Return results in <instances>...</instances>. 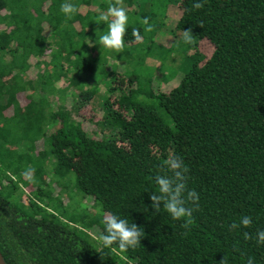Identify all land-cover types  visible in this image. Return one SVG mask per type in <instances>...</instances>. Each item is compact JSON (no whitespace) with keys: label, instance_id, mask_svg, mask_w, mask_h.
Masks as SVG:
<instances>
[{"label":"trees","instance_id":"obj_1","mask_svg":"<svg viewBox=\"0 0 264 264\" xmlns=\"http://www.w3.org/2000/svg\"><path fill=\"white\" fill-rule=\"evenodd\" d=\"M64 2L0 0L5 263L220 264L224 257L227 264H264V246L255 242L264 230V0H204L200 9L194 0H176L172 36L190 31L185 43L193 51L168 92L108 63L112 53L127 68L139 45L133 31L144 40L159 30L146 36L129 21L124 47L106 49L100 37L107 25L94 17L117 0H69L78 9L71 19L60 11ZM133 3L120 0L127 14ZM200 41L213 48L210 57L198 51ZM99 84L109 88L99 102L96 138L49 97L71 92L92 105ZM173 155L184 160L187 187L199 194L198 204H187V228L162 207L154 213L149 199L157 193L154 177L167 172ZM55 184L90 198L95 214L77 206L70 212L53 197ZM110 212L142 228L140 245L123 253L101 248L89 232L96 228L99 237ZM245 215L251 227H230Z\"/></svg>","mask_w":264,"mask_h":264},{"label":"rangeland","instance_id":"obj_2","mask_svg":"<svg viewBox=\"0 0 264 264\" xmlns=\"http://www.w3.org/2000/svg\"><path fill=\"white\" fill-rule=\"evenodd\" d=\"M176 0H134L132 4L131 13L128 14L129 21L141 27L144 31L145 25L143 20L146 18L149 25L152 27L151 32H145L146 36L155 35V31L159 30L155 38H144L139 41V45L135 48L132 60L127 66L125 63L121 64L115 57V54L108 55V63L117 66L120 74H125L128 71L130 74L134 73L140 79V82L146 87L147 83L153 85L155 92H168L172 89L184 74L188 67L189 61L187 55L193 50L187 51V43L184 37L178 36L177 33L173 38L174 24L176 22L177 13L175 12ZM178 38V39H176ZM198 51L205 57H210L213 48L206 41H200L197 45ZM150 53L151 56H147ZM131 66V67H130ZM113 67V66H112ZM149 86V84H148ZM147 86V87H148ZM98 95L96 101L91 104L80 102L77 98L73 99L71 92L62 96L61 93H55L49 97V101L55 108L61 107L65 109L70 118L79 122L89 136L99 138L101 128L97 122L101 116L102 111L99 102L102 100V95L106 93L109 88L106 85H98ZM96 102V103H94ZM44 149L43 143L37 144V151ZM47 172L51 177L52 166L47 165ZM65 184V182L63 181ZM53 197H58L61 202L69 207L70 212L80 207L84 208L89 215H94L95 210L93 202L90 198H82L75 194L73 188L66 191L58 185L52 186ZM78 210V209H77ZM79 211H77V215ZM89 234L93 239L98 238L97 229H92Z\"/></svg>","mask_w":264,"mask_h":264},{"label":"clouds","instance_id":"obj_3","mask_svg":"<svg viewBox=\"0 0 264 264\" xmlns=\"http://www.w3.org/2000/svg\"><path fill=\"white\" fill-rule=\"evenodd\" d=\"M204 0H194L193 7L200 9L203 7ZM77 6L65 0L60 5V11L66 18L71 19L77 12ZM96 23L107 25L106 34L100 37V44L106 49L120 51L125 44L124 37L129 23V16L120 6V0L116 4L108 6L107 11H101L94 17ZM145 25L144 31L151 32L152 27L148 20H143ZM203 27V25H199ZM185 40L189 39L190 31H184ZM132 35L136 41H140L142 36L139 29L134 30ZM167 172L154 177L157 193H153L149 199L151 200V208L154 213H160L161 207L169 215L172 221H182L181 227L187 228L192 223V209L187 206L188 202L198 204L199 194L187 187L188 168L183 159L178 155H173L166 161ZM170 173V174H169ZM25 177H29V172L24 173ZM253 224L251 216H242L239 223L233 222L230 227L233 229L249 228ZM245 238H249L247 232H244ZM144 237L142 228L136 224H129L128 219L122 218L115 213H108L104 219V228L98 239L102 249L111 248L115 245L118 250L123 253L129 248L140 245V240ZM255 242L258 246H264V230L258 229L255 233ZM220 264H227L226 258L220 261ZM247 264H253V260L249 259Z\"/></svg>","mask_w":264,"mask_h":264},{"label":"water","instance_id":"obj_4","mask_svg":"<svg viewBox=\"0 0 264 264\" xmlns=\"http://www.w3.org/2000/svg\"><path fill=\"white\" fill-rule=\"evenodd\" d=\"M0 264H6L1 253H0Z\"/></svg>","mask_w":264,"mask_h":264}]
</instances>
